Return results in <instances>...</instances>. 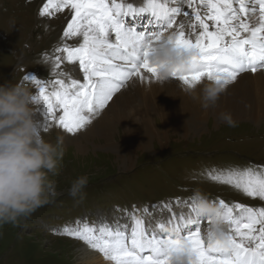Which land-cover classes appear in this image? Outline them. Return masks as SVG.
Returning <instances> with one entry per match:
<instances>
[{"label": "snow or ice", "instance_id": "snow-or-ice-1", "mask_svg": "<svg viewBox=\"0 0 264 264\" xmlns=\"http://www.w3.org/2000/svg\"><path fill=\"white\" fill-rule=\"evenodd\" d=\"M66 9L71 18L63 38L82 39L77 46L65 43L56 47L63 55L51 59L54 69L62 61L78 62L82 81L57 78L49 90L35 76L24 78L38 88L33 101L41 106L45 123L50 121L67 133H77L89 124L132 78L144 81L149 79L145 73H150L151 78L159 79L148 55L153 43L165 34L177 48L196 53L189 70L172 73V78L187 87L204 79L229 85L242 73L264 71V0H143L140 6L127 0H45L39 15L51 17ZM145 12L150 13L148 23L155 30L145 25V31L137 32L126 25L125 16ZM181 15L184 20L178 19ZM209 177L264 201V169L209 173ZM218 201L229 225L226 241L204 239L200 225L205 219L194 205L189 204L187 214L177 215L168 201L161 202L170 211L166 222L182 240L162 230L165 222L152 224L135 215V206L129 213L130 225L78 221L77 227L65 230L113 264H168V250L182 243L189 246L190 264H264V206ZM148 207L142 211L147 212Z\"/></svg>", "mask_w": 264, "mask_h": 264}, {"label": "rangeland", "instance_id": "rangeland-1", "mask_svg": "<svg viewBox=\"0 0 264 264\" xmlns=\"http://www.w3.org/2000/svg\"><path fill=\"white\" fill-rule=\"evenodd\" d=\"M44 2L0 0V84L21 82L33 95L38 88L24 78L26 75L46 82L49 90L57 78L83 79L78 62L62 61L60 68L54 69L51 58L63 55L55 51L56 47L65 43L77 46L82 38L64 39L70 11L41 16L39 9ZM201 11L203 14L204 10ZM178 19L185 18L181 15ZM142 28L137 32L145 31ZM34 111L46 139L55 142L60 135L64 144H68L75 138L86 148L78 150L66 144L70 148H65L58 173L51 177L57 181V195L19 226L0 225V264H77L76 256L84 255L78 249L90 246L82 244L76 236L71 240L66 227L73 224L77 227L78 221L91 225L101 220L121 227L130 225L133 206L135 215L146 222L156 219L168 224L170 211L161 202H170L177 215L187 214L189 204L195 205L196 190L230 205L238 202L249 207L264 206L259 198L248 197L233 185L209 177V173L264 169V112L257 122L235 119L238 123L234 128L220 117L210 115L199 128L186 134L169 130L166 134L142 138L140 145L127 143L130 151L126 152L117 143L123 139L121 128L113 133L116 141L113 144L102 137H86L93 121L71 134L50 121L45 123L40 105L34 104ZM159 121L156 120V126ZM80 175L88 177L82 200L68 194L71 182ZM145 206H149L147 212L142 211ZM200 226L205 230L207 222L202 220ZM96 255L103 257L100 252Z\"/></svg>", "mask_w": 264, "mask_h": 264}, {"label": "clouds", "instance_id": "clouds-1", "mask_svg": "<svg viewBox=\"0 0 264 264\" xmlns=\"http://www.w3.org/2000/svg\"><path fill=\"white\" fill-rule=\"evenodd\" d=\"M194 54V50L177 48L165 34L153 43L148 60L158 70V81H166L173 72L189 70ZM227 87L223 82L207 80L184 90L207 111L216 105ZM34 104L33 94L25 84H0V225L19 226L57 195V181L51 177L57 175L64 158V138L57 135L55 142L45 138ZM219 116L228 127L237 126L230 112L221 111ZM87 183V175L76 177L68 194L82 200ZM193 199L197 213L207 221L206 240L226 241L229 225L219 201L199 190L194 192ZM162 230L183 239L173 225L164 224ZM167 260L168 264H190L189 246L182 243L169 249Z\"/></svg>", "mask_w": 264, "mask_h": 264}, {"label": "bare ground", "instance_id": "bare-ground-1", "mask_svg": "<svg viewBox=\"0 0 264 264\" xmlns=\"http://www.w3.org/2000/svg\"><path fill=\"white\" fill-rule=\"evenodd\" d=\"M127 2L140 6L143 0ZM145 15H148L146 19ZM149 19L150 13L147 12L124 17L125 23L131 24L136 31L141 27L145 29V25L148 30H155V26L148 23ZM145 74L149 79L141 81L138 78H132L125 87L113 94L112 100L105 108L92 116L91 122H93L90 124L86 137H102L116 144L113 133L121 128L123 139L122 142L117 143H120L123 151L129 152L127 143L134 142L140 145L142 138L144 140L160 133L166 134L169 130L186 134L192 128H199L202 120L208 116L220 117L221 111L230 112L234 119L249 118L256 122L263 116L264 71L240 74L237 81L229 84L226 91L221 94L217 101L219 105L210 107L207 111L198 101H194L186 94L184 90L186 86L177 78L171 77L166 81H158L151 78L150 73ZM206 81L207 79H204L201 82ZM157 119H160L159 126L155 125ZM66 144H64L65 148H70L69 145L78 150L86 148L84 143L76 141L75 138L68 141V146ZM125 163L127 165L128 162ZM156 221L154 219L150 223L155 224ZM90 248L78 249L82 250L84 255L76 256V259H79L77 264H113L104 257H97L96 253H93L94 249Z\"/></svg>", "mask_w": 264, "mask_h": 264}, {"label": "trees", "instance_id": "trees-1", "mask_svg": "<svg viewBox=\"0 0 264 264\" xmlns=\"http://www.w3.org/2000/svg\"><path fill=\"white\" fill-rule=\"evenodd\" d=\"M140 185H145L144 183H140ZM140 191V190H139Z\"/></svg>", "mask_w": 264, "mask_h": 264}]
</instances>
